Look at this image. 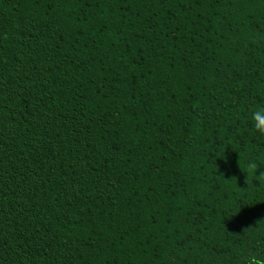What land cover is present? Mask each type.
Returning <instances> with one entry per match:
<instances>
[{
  "label": "trees",
  "instance_id": "1",
  "mask_svg": "<svg viewBox=\"0 0 264 264\" xmlns=\"http://www.w3.org/2000/svg\"><path fill=\"white\" fill-rule=\"evenodd\" d=\"M258 105L264 0H0V264L264 261Z\"/></svg>",
  "mask_w": 264,
  "mask_h": 264
},
{
  "label": "clouds",
  "instance_id": "2",
  "mask_svg": "<svg viewBox=\"0 0 264 264\" xmlns=\"http://www.w3.org/2000/svg\"><path fill=\"white\" fill-rule=\"evenodd\" d=\"M250 122L253 130L260 136H264V106L258 105L251 111ZM247 167L249 173L251 174L256 170V163L254 161H250ZM257 264H264V261L257 260Z\"/></svg>",
  "mask_w": 264,
  "mask_h": 264
}]
</instances>
